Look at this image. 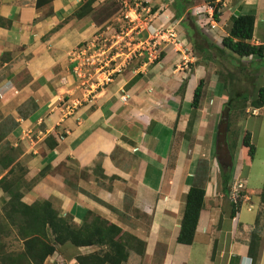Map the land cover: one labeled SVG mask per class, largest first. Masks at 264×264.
<instances>
[{
    "label": "crops",
    "instance_id": "obj_1",
    "mask_svg": "<svg viewBox=\"0 0 264 264\" xmlns=\"http://www.w3.org/2000/svg\"><path fill=\"white\" fill-rule=\"evenodd\" d=\"M103 1L79 13L85 0L40 6L37 0H0V178L19 164L23 202L49 200L77 224L95 214L121 229L131 242L124 264H251L254 231L264 264V174L262 187L249 186L254 157L248 158L243 144L245 133L251 134V107L231 117L232 185L244 183L234 203L222 191L217 157L228 96L215 70L207 69L214 62L195 53L189 23L220 46L236 16L253 15L251 42L264 46V0H222L214 28L200 22L205 15L212 19L206 4L184 0L179 15L175 0H152L144 7L155 8L148 15L152 27L173 29L179 43L162 42L154 62L140 65L141 57L129 66L122 62L116 72L95 70L79 54L106 33L95 13ZM256 80L264 85V63ZM193 185L202 186L205 196L193 241L185 244L177 238ZM8 198L0 189L1 206ZM97 248L72 245L70 259L58 249L44 264L59 256L77 264V254Z\"/></svg>",
    "mask_w": 264,
    "mask_h": 264
},
{
    "label": "trees",
    "instance_id": "obj_2",
    "mask_svg": "<svg viewBox=\"0 0 264 264\" xmlns=\"http://www.w3.org/2000/svg\"><path fill=\"white\" fill-rule=\"evenodd\" d=\"M46 0H37L40 6ZM96 0H85L80 8V12H92V4ZM207 6L213 8V19L219 21L221 15V0H204ZM178 14L185 10L184 0H175ZM179 4V6H178ZM153 11L155 8L152 9ZM188 19L191 16L188 15ZM194 26V47L201 53L202 59L206 62H218V54H213L214 48L219 55L227 54L233 66L238 67L239 77L229 68L227 72L217 69L216 76L218 82L222 83L223 89L227 93V101L224 104V111L230 108L229 124L226 142L229 144V130L231 117L235 113H245L247 106L259 108L264 106V85L257 86L255 80L259 70L263 65L261 59L264 58V46L251 42L254 33V16L238 15L234 18L229 33L222 37L221 45L217 46L211 42L204 33ZM247 57H255L257 60L250 59L248 63L241 65V60ZM249 79L250 85L241 84L242 77ZM204 80L201 79L195 88L192 105L197 107L202 94ZM243 144L247 148L246 154L250 160L254 157L255 147L251 142V134L246 132ZM231 149V148H230ZM232 153V152H231ZM233 154V153H232ZM13 162L10 161L5 168ZM19 164L14 165L9 171L0 178V189L9 195L3 202V213L7 220L5 227H12L16 235L23 242V248L19 251H5L0 249V264H44L45 260L55 255L58 246L71 244L75 247L96 245L99 249L90 253L77 254L75 256L77 264H124L129 255L128 236L121 232V229L104 220L95 214H89L81 224H77L70 214L62 215L49 200L35 201L27 204L22 201L23 191L21 182L24 169ZM42 174L43 172L40 171ZM234 176V166L220 167L221 187L224 193L230 195ZM264 191V190H263ZM263 193V192H262ZM205 189L199 185H193L188 194L184 206L183 216L180 224L178 242L191 244L196 231L198 218L203 207ZM236 206H232L231 215L234 216ZM91 216V217H90ZM5 229L0 225V229ZM135 239L134 237H131ZM261 237L254 231L249 242V256L251 264H259V246ZM140 242V241H139ZM141 243V242H140ZM213 257V255H212ZM56 257L55 264H60Z\"/></svg>",
    "mask_w": 264,
    "mask_h": 264
},
{
    "label": "rangeland",
    "instance_id": "obj_3",
    "mask_svg": "<svg viewBox=\"0 0 264 264\" xmlns=\"http://www.w3.org/2000/svg\"><path fill=\"white\" fill-rule=\"evenodd\" d=\"M151 3L152 0H105L96 6V21L101 24L100 30L106 32L104 33V36H98L97 38H95V45H97V48L102 51V59L100 58L99 60L103 61V68L107 70L114 69L113 72H116L118 70L117 68L124 67L123 65L121 66L122 62H128L127 66H129L132 61H139L141 59V57L138 55L141 49L136 50L134 48L135 46L133 43L135 42H133V38L135 39L137 36L142 35L146 39L152 32V22H150V18L148 16L150 13H152L151 7L149 8V12H146L144 10V7L152 5ZM192 4L201 7L206 3L204 0H195ZM118 12H120L119 15ZM126 14H128V18L125 17ZM139 14L140 16H138ZM204 14H206V12H204ZM117 16L120 17V20L118 21L115 20ZM206 16L207 15H205V20H203L204 17L200 18L201 21H203L202 24L205 26L209 23V18H207ZM146 17H148V19H146ZM189 23L191 24V22ZM209 25H207L206 27H209ZM139 27H143V32L140 35L137 34V32L140 30ZM197 51H195V53L201 56V53ZM212 52L213 54H218V62L210 63V66H208L207 69L215 70V72L217 71V69H222L224 72H227V68H229L233 73L237 74L236 76L238 80V67L233 66V63H231L228 55H219V53L214 48L212 49ZM110 56L112 59L111 61ZM249 61V57L243 58L241 60V65L248 63ZM138 63L141 65L143 63V60H140ZM240 76L242 77V80H245L242 81L241 84L249 87V79H246V77H244V75L242 74H240ZM255 83L257 84L258 80H255ZM247 114L253 116L251 118L249 130L251 132V142L255 147L254 159L252 162L253 164L251 170L252 178L249 186L256 188V185L262 187L263 184L259 183L258 179L261 178V176L264 174V108L262 112L258 115H252L249 112ZM18 169L20 171H17L16 174L19 177L22 173V168L18 167ZM254 181L255 183H252ZM5 218L6 217L3 213L2 204V206L0 205V225L3 226L5 232L2 231V228L0 229V249H3L5 251L22 250V240L19 239V237L16 235L14 228H12L11 226L5 227L8 223ZM127 243L130 244L131 242L128 241ZM71 248L72 245L69 243L63 246H58V249L62 252L61 254L63 255V257L68 259H70L75 254L71 250ZM97 249H99V247Z\"/></svg>",
    "mask_w": 264,
    "mask_h": 264
},
{
    "label": "built area",
    "instance_id": "obj_4",
    "mask_svg": "<svg viewBox=\"0 0 264 264\" xmlns=\"http://www.w3.org/2000/svg\"><path fill=\"white\" fill-rule=\"evenodd\" d=\"M222 1V0H221ZM208 9L211 12V20L209 21L210 26L214 28L216 26V22L213 19V8L211 6H207ZM149 12V11H148ZM140 16V14L138 15ZM125 17L128 18V14L125 15ZM137 18V17H136ZM200 22H203L200 20ZM140 28V27H139ZM152 32L149 34L148 38H144L142 35L137 36L135 39L133 38V43L134 48L136 50H140V53L138 54L140 57H143V63L142 65H146L149 63L154 62L155 60L158 59L159 53H158V48L162 42H171L172 43H179L177 39V34L174 32L173 29L167 27V26H160V27H152ZM143 32V27L140 28V30L137 32V34H141ZM96 39H94L90 46L87 47L85 50H82L79 52L80 55L84 56V64L86 62H89L91 66L95 68V70H102L104 69L103 61L99 60L100 58L102 59V51L97 48V45H95ZM114 48V47H112ZM111 56H110V61H111ZM101 61V62H100ZM106 64V63H105ZM122 66V65H121ZM81 68V67H80ZM120 70L121 68H117ZM117 70V71H118ZM113 74V73H112ZM128 98V95L125 94L122 96L123 100H126ZM264 107H259V108H253L251 107L248 112L252 115H258L262 112ZM244 188V183L242 181H238L235 185H232L231 191H230V199L234 203L238 202V199L240 197V193L242 189ZM58 262L60 264H65V260L61 258L60 256L57 258Z\"/></svg>",
    "mask_w": 264,
    "mask_h": 264
},
{
    "label": "water",
    "instance_id": "obj_5",
    "mask_svg": "<svg viewBox=\"0 0 264 264\" xmlns=\"http://www.w3.org/2000/svg\"><path fill=\"white\" fill-rule=\"evenodd\" d=\"M230 108H226L222 115V120L217 130V157L218 161L223 166H232V157L229 147L226 142L228 123H229Z\"/></svg>",
    "mask_w": 264,
    "mask_h": 264
}]
</instances>
